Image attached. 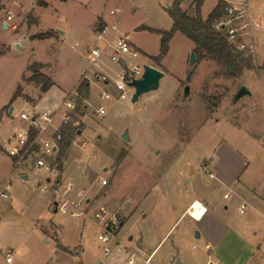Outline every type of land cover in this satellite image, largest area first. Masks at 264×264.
<instances>
[{
    "label": "rangeland",
    "instance_id": "374dc122",
    "mask_svg": "<svg viewBox=\"0 0 264 264\" xmlns=\"http://www.w3.org/2000/svg\"><path fill=\"white\" fill-rule=\"evenodd\" d=\"M43 1L47 2V6L40 5ZM43 1L0 0V189L8 183L11 195L10 202L0 200V264H8L5 261L7 250H11L15 257L11 264H18L19 249L22 253L21 264H58L54 263V241L46 243L42 237L52 222L58 226L56 233L61 244L81 246V264H98L97 257L103 255L97 242L100 228L93 220L94 209L87 214L88 209L82 200L87 215L85 220L60 212L54 214L51 209L54 206L53 203L51 206L53 191L48 188L42 190L48 174L36 170L24 180L21 178L23 168H13L8 150L16 144L17 126L21 125L18 115L21 112L31 115V107L20 96L14 102L11 98L17 87L24 85L22 77L31 75L27 67L33 62L47 64L46 73L60 89H65L67 93L72 91L78 83L79 74L90 70L85 59L84 44L80 43L90 40L91 25L97 21V17L106 15L112 9H118V12L109 15L108 19L114 23L119 21L128 41L146 54L157 56L160 36L139 27L144 25L169 30L172 23L167 10L174 0ZM194 1L184 0L181 9L190 11ZM216 1L204 0L200 9L203 19L211 12ZM228 1L236 5L247 4V14H237V19L231 25L237 30L233 44L241 46L245 59L251 60L252 67L239 76H233L216 62L198 56V61L189 65L194 45L182 34L175 33L162 62L157 64L152 57L141 52L135 60L141 68L151 66L167 75L160 81L161 87L157 92L141 96L135 104L129 100L125 106L116 105L117 109H111L110 101L103 103L100 100L101 90L91 79L92 93L86 110L83 99L78 112L70 120L72 128L82 134L76 133L65 151L62 158L64 172L58 170L56 174L48 176L51 188L57 190L65 182L64 177L71 179L73 175L76 182L83 179L89 187L95 181V187H99L98 180L105 179L107 185L96 191L101 195L111 187L141 186L149 175L158 177L172 163L170 173L184 172L183 180L189 181L191 186L195 180L209 181L201 164L206 163L208 157H213V151L224 142L241 149L243 153L242 148H247L245 153L251 161L247 171H253L255 175L264 174V0ZM222 21L227 20L224 17ZM51 29L65 30L66 34L58 39H27L21 48H14L15 40L30 38L33 36L31 34ZM75 43L77 47H74ZM101 64L106 70H118L106 58L102 59ZM29 84L37 85L34 82ZM186 87L189 88L188 95L184 96ZM241 87L246 88L250 95L235 101L234 96ZM34 93H38L36 88ZM99 105H103L105 110L102 116L94 113ZM11 107L14 111L9 114ZM115 110L118 114L114 115ZM103 121H106V128L111 133L102 128ZM143 122L152 125L146 128ZM129 126V130L138 133V137L133 141L132 158L125 161L128 149L120 136ZM8 139H11V146ZM223 153L216 150L218 159ZM33 158H26L32 168ZM53 160L49 163L57 168ZM122 163L125 164L120 176L112 177ZM209 184H213V181L210 180ZM185 187L190 190V187ZM222 193V190L218 191L217 196L221 197ZM169 196L173 198V203L175 199L184 200V195L174 189L169 190ZM9 203L12 204L11 208ZM179 203L176 202L168 224L181 215ZM111 211L116 212L122 221L126 209L120 213ZM174 229L172 235L162 242L154 264H177L181 259L183 264H207L208 251L204 249L203 240L195 238L198 230L191 219L187 216L182 218ZM126 231H131V241L125 235ZM160 237L159 232L146 238L134 219L120 227L117 234V239L127 251L136 247L137 241L152 249L159 243ZM171 249L174 255L169 253ZM140 257L136 264H144Z\"/></svg>",
    "mask_w": 264,
    "mask_h": 264
},
{
    "label": "crops",
    "instance_id": "0c3cea01",
    "mask_svg": "<svg viewBox=\"0 0 264 264\" xmlns=\"http://www.w3.org/2000/svg\"><path fill=\"white\" fill-rule=\"evenodd\" d=\"M43 1V0H42ZM66 1V0H65ZM125 1V0H121ZM184 1V0H183ZM181 2V4L183 3ZM216 1V0H215ZM226 2H230L225 0ZM218 1H216L215 5ZM43 4L47 6V2L43 1ZM213 6V8L215 7ZM171 7V6H170ZM169 7V8H170ZM212 8V9H213ZM118 10V9H117ZM185 10V9H184ZM212 11V10H211ZM110 12V10H109ZM189 15L194 13V7L190 11H188ZM110 13L100 14L97 17V21L93 22L91 25V38L87 39L80 44H84L85 49V59H86V49L90 45L94 43V32L97 27H106L107 31L109 30V25H111L112 21L108 19ZM202 17V16H201ZM38 22V20H37ZM118 27V34L127 36V34H123L121 31V24L119 21H115ZM144 26V25H143ZM142 27V26H141ZM139 27V29L141 28ZM148 27V26H145ZM151 29H155L152 27H148ZM90 28H88L89 30ZM158 30V29H155ZM53 31L55 34L52 38L49 39H58L59 36L65 35L66 31L51 29L45 32ZM162 31V30H161ZM39 32L35 34H31L30 38H21L15 40L14 48H21V44L25 42L27 39H32L34 36L45 33ZM112 32L109 31L107 34V40H111ZM160 39V38H159ZM45 40V39H44ZM130 42V41H129ZM131 43V42H130ZM76 44V43H75ZM78 46V45H77ZM101 47H105L106 44L100 43ZM138 52L140 57V52L152 57V55L146 54L140 47L131 43ZM10 49V47H9ZM56 54H59L56 51ZM166 56V55H165ZM154 57V56H153ZM125 59H128V55L124 56ZM87 60V59H86ZM163 60V59H162ZM161 60V62H162ZM130 62V61H129ZM40 64L42 65L41 69H37V71L46 77H48L53 85L46 91L41 92L40 86H32L31 84L25 82L23 78L26 79V76L22 77L23 86H20L21 93L20 98H24L27 106L31 107V116H39L42 114L55 112V116L52 122L46 126V129L39 133L37 136V142L40 143L44 139H49L55 134V131L59 128L60 125V112L62 110L63 102L68 98L76 99L77 96V87L82 82L83 78L90 77L89 71H84L78 76V83L75 88L69 93L64 89H60V86L55 83V81L46 73L47 64L33 62L27 68L32 65ZM113 64V63H112ZM102 65V64H101ZM99 66V70L108 76H116L120 70L119 66L118 70H106ZM154 68V67H153ZM30 71L29 69H27ZM31 72V71H30ZM32 74V73H31ZM31 76V75H30ZM29 76V77H30ZM167 75L160 79V81ZM27 77V78H29ZM160 81L159 87L157 90L152 92H157L160 89ZM165 81V79H164ZM97 87L101 90V92L108 91L111 93V98L108 100L111 102V109H117L116 105L125 106L127 101L130 100L131 104H135L141 96L146 95L148 93L142 94L138 97L135 103L131 102L130 93L126 92L123 98H120V94L114 91L110 87H105L101 84L96 83ZM88 89L85 93V97L83 98L85 103L84 109L86 110L88 104L89 95L92 93L91 88L92 84L87 83ZM34 88L38 90V93H34ZM100 92V93H101ZM99 93V94H100ZM32 94V95H31ZM34 94V96H33ZM188 95V94H187ZM184 94V96H187ZM30 97V99H29ZM16 100V99H15ZM14 100V101H15ZM13 101V102H14ZM107 102V101H106ZM14 108L11 107L8 110L9 114H12ZM116 111V112H115ZM114 115L118 114L117 110H115ZM23 113V112H21ZM19 113V114H21ZM105 113V110H104ZM27 114V113H25ZM19 118V115H18ZM20 119V118H19ZM20 126H17L20 130H25L28 128V125L25 121L20 119ZM44 124V122H42ZM143 126L146 128L152 125L151 123L143 122ZM141 124V125H142ZM103 129L108 132L109 129L106 128V121L101 123ZM131 126L125 129L128 132V141H124L120 136L121 140L127 144L128 154L124 159L127 161L132 158V149H133V141L138 137V133L130 131ZM124 132V131H123ZM82 132H78L80 135ZM37 135V133H36ZM98 136V135H97ZM94 140V139H93ZM256 141V140H255ZM9 145L11 144V139H8ZM135 143V142H134ZM85 145V143H84ZM11 146V145H10ZM14 147V146H13ZM12 147H10L11 149ZM244 149V153L241 152V149L233 146L230 143H220L219 147L213 151L214 156L208 157L206 163L201 164V169L204 171L206 178L209 181H201L195 180L192 181L190 186L189 181L183 180V176H185L184 172L174 173L173 171L170 173L171 168L173 167V163L169 169H164L158 177H154L152 174L149 175V179L146 182L143 181L141 186H137L134 188L130 187H122L118 188H108L105 192L97 193L99 190L104 187L101 186L99 180V187H95L96 181L92 186H88L83 179L79 182L74 180V176L70 178H65V182L63 185H60L57 190L50 187L49 175H54L51 172H48L44 168L39 169L30 165L28 163L29 159H25L20 161L18 164L15 162L14 158H12L13 168L22 167L24 172L21 173V178L26 180L29 174H34L36 170H42L47 173L48 176L44 180V186L42 188L45 191L46 188L51 189L53 191V198L51 201L52 212L55 214L60 212L57 208V205H60L63 200L66 202H82V200L86 204V208L88 210L87 214H90V210L93 208L94 211L97 210L101 206H106L107 208L117 211L120 213L126 209V212L122 215V223L121 227L129 222V220H135L138 223V227L144 231V235L146 238L153 233L160 232V241L159 243L149 249L147 246L143 245L141 241H137L136 247H132V250L135 251L137 258H135L131 264H136L138 257L143 258L142 262L148 259L147 264H154V259L162 247V242L168 238V236L172 235L174 228L178 224V222L186 216L191 219V221L197 226L198 233L196 232L195 238L199 240H203L204 249L208 251L207 264H264V174L255 175L253 171L248 172L247 169L251 163L249 156L245 153L247 148ZM184 150V149H183ZM216 150H221L224 152L222 157L218 159ZM32 158V156L28 157ZM175 158V157H174ZM14 160V161H13ZM203 160V159H202ZM201 160V161H202ZM175 161V160H174ZM173 161V162H174ZM64 162V161H63ZM125 163H122L118 168L117 172L112 176L118 178L120 176L122 166ZM31 166V167H30ZM65 165H62L61 171L64 172ZM76 170V169H75ZM108 170V169H107ZM105 170V171H107ZM150 172V171H149ZM248 172V173H247ZM170 173V174H169ZM76 177H78L76 170ZM104 176H102L103 178ZM105 178V177H104ZM210 180L213 181V184H209ZM110 182V181H108ZM107 185V184H106ZM76 186L78 188H76ZM190 187V190L185 187ZM143 188V189H142ZM75 189V190H74ZM142 189V190H141ZM174 189L178 193L184 195V200H174L169 196V190ZM222 190V196H217V192ZM97 191V192H96ZM97 193V195L95 194ZM228 194L227 198H224V195ZM11 195L9 193V197L6 201L10 202ZM102 200V201H101ZM180 201V203L178 202ZM104 202V203H101ZM126 202L128 203L125 206ZM176 202L179 203V210L181 215L178 218H174L172 222L168 224V218L173 215L175 210ZM196 202L201 205L205 212L198 220L192 219L188 214L187 210ZM53 203V204H52ZM95 204V205H94ZM10 208L12 204L9 203ZM95 206V207H94ZM69 210L71 208L68 206L66 208V212L61 214L68 215ZM182 210V211H181ZM86 211L78 216L72 218H83L85 220ZM58 226L53 222L48 227V230L42 235L43 241L49 243L50 241H54L56 250L54 251V263L58 264H81V246H73L68 247L64 246L58 241L57 233ZM131 231H126L125 235H128V240L131 241L133 239V235L130 233ZM169 251L171 255H174L173 249ZM18 264H21V251H18ZM139 254V255H138ZM103 257V256H101ZM100 256L97 257L98 264H128V255L124 254L121 256L112 255L110 257H103L104 260L101 259ZM14 256L11 254V261L6 262L11 264L14 260ZM177 258V257H174ZM6 259V255H5ZM6 261V260H5ZM53 261V260H51ZM145 264V263H144ZM177 264H183L182 259L177 262Z\"/></svg>",
    "mask_w": 264,
    "mask_h": 264
},
{
    "label": "built area",
    "instance_id": "2783aa9c",
    "mask_svg": "<svg viewBox=\"0 0 264 264\" xmlns=\"http://www.w3.org/2000/svg\"><path fill=\"white\" fill-rule=\"evenodd\" d=\"M246 8V3L236 5L229 2L225 15L227 21L224 22L221 20L214 25L217 30H224L232 43H234L235 37L237 36V30L233 28L231 22L237 19V14L246 15ZM117 12V9H112L109 13L110 15H115ZM109 31L112 32V37L111 40L108 41L106 38ZM104 42L106 46L101 47L100 43ZM74 47H77V44H74ZM237 48L241 50L240 45L237 46ZM126 55H128V59L124 58ZM138 57L139 52L133 46H131L128 39L125 36L118 34V27L116 23L109 25L108 31L106 27L99 26L94 32V43L86 49V59L90 66L88 73H90L91 78L85 76L82 82H87L89 84L92 79L98 84L112 88L114 91L120 94V98H123L125 93L130 90L131 92L129 95L131 97L134 92L131 83L134 80H139L144 73V67L141 68L139 65H137L139 63L135 62ZM103 58H106L108 62L119 66L120 70L116 76H108L98 69ZM77 98L78 97H76V99L67 98L63 102L62 110L60 112L59 128L55 131L54 136L49 139H44L40 143L37 142V136L40 132L46 129L47 125L52 122L55 112L42 114L38 117L25 113L19 114V118L29 125L27 129L20 130L16 134V144L14 147L8 150L9 156L14 158L17 164L30 156H34L33 160L35 161V167L39 169L44 168L48 172L56 174L58 169L55 167L53 168L49 161L51 162V160L55 159L56 153L58 151L60 128L64 125L70 124L73 114L76 113V108L78 107ZM99 98L103 103H106V101L111 98V93L108 91L101 92L99 94ZM94 113L96 115L102 116L104 114L103 105H99L98 108L95 109ZM42 122H44V124ZM31 126L34 127L37 135L31 142H29V128ZM99 182L101 186H105L107 183L105 179H100ZM9 193L10 185L6 183L0 189V200H7ZM227 196L228 194H225L224 198H227ZM83 205L80 201L68 203L66 200H63L60 205H57V208L60 212L64 213L66 212V208L69 206L71 210H69L68 214L78 217L84 213ZM204 212L205 209L196 202L191 204L187 210V214L194 220H198ZM93 220L100 228V233L97 236V242L102 255L104 257H110L114 254H127V263L131 264L132 261L137 258V256L135 251H127V249L123 247L122 243H120V241L117 239L118 230L121 227L122 221L119 219L116 212H112L106 206H101L94 211ZM5 255L6 262H10L11 250H7ZM144 263L147 264L148 259H146Z\"/></svg>",
    "mask_w": 264,
    "mask_h": 264
},
{
    "label": "trees",
    "instance_id": "16d2710c",
    "mask_svg": "<svg viewBox=\"0 0 264 264\" xmlns=\"http://www.w3.org/2000/svg\"><path fill=\"white\" fill-rule=\"evenodd\" d=\"M65 1V0H60ZM183 0H174L167 12L171 19V28L167 31L155 30L145 26L140 29L154 32L160 36L159 39V54L152 57V60L159 64V62L165 57L168 52L169 42L175 33L182 34L193 45V51L199 58H205L216 62L222 66L229 75L239 76L244 70L252 67L251 60L245 59V53L243 50H239L228 38L227 33L224 30H217L214 25L221 21L226 15V8L228 3L225 0H219L208 16L203 19L200 14L201 6L204 0L194 1V16L189 15L187 10L181 9V2ZM40 5L45 6L41 3ZM53 31L40 33L34 36L32 39H49L54 36ZM264 67V64H263ZM42 65L35 64L28 69L32 72L29 78H23L27 83L34 82L40 86L41 92H46L53 82L45 75L37 72V69H41ZM88 89L87 82H81L77 87V104L76 113L83 100L82 95ZM21 89L18 86L14 92L11 101H14L20 96ZM84 107V105H83ZM60 141L58 142V151L55 156V163L57 169H62V158L64 157L66 149L71 145L77 130L72 128L71 124L64 125L60 128ZM36 130L34 127L29 128V142H31L36 136ZM14 161V160H13Z\"/></svg>",
    "mask_w": 264,
    "mask_h": 264
},
{
    "label": "water",
    "instance_id": "95a60500",
    "mask_svg": "<svg viewBox=\"0 0 264 264\" xmlns=\"http://www.w3.org/2000/svg\"><path fill=\"white\" fill-rule=\"evenodd\" d=\"M197 61H198L197 55L194 52H192L189 58V65H193ZM163 76H164V73L162 71L156 68H153L151 66H144V73L142 77L139 80H134L131 83V86L134 89V92L131 96V102L135 103L138 97L141 96L142 94L157 90L159 87V81ZM188 90H189L188 87L184 89L185 95L188 94ZM245 95H250V93L246 88L241 87L236 93V95L234 96V100L237 101ZM121 138L124 141H128L129 140L128 132L125 131L122 134Z\"/></svg>",
    "mask_w": 264,
    "mask_h": 264
}]
</instances>
